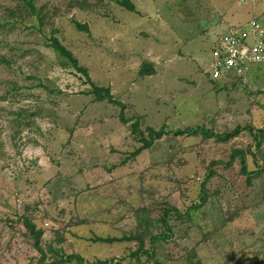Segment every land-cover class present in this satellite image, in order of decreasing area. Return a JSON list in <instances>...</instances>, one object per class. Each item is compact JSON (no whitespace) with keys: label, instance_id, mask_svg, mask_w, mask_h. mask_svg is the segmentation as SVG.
<instances>
[{"label":"rangeland","instance_id":"rangeland-1","mask_svg":"<svg viewBox=\"0 0 264 264\" xmlns=\"http://www.w3.org/2000/svg\"><path fill=\"white\" fill-rule=\"evenodd\" d=\"M27 1L34 10L0 0V264H42L20 216L61 264H264V141L248 131L264 129V80L248 79L264 65L245 80L206 74L229 26L264 23V0H128L133 12L122 0ZM147 128L165 134L134 156ZM247 148L257 176L227 164ZM167 208L170 238L153 258L130 257L163 233Z\"/></svg>","mask_w":264,"mask_h":264},{"label":"trees","instance_id":"trees-1","mask_svg":"<svg viewBox=\"0 0 264 264\" xmlns=\"http://www.w3.org/2000/svg\"><path fill=\"white\" fill-rule=\"evenodd\" d=\"M23 2L31 9V10H34L33 9V5H32V2L31 1H27V0H23ZM118 4H120L121 6L125 7L128 11H131L133 12L134 11V7L132 5V3L128 0H122V1H118ZM52 47L57 51L59 52L60 54L64 55L65 57L71 59V62L77 66V62L76 60H74L70 54V52H68L62 45H60V43L54 39L52 40V43H51ZM82 74H84V76L88 77L87 75V72L85 69L83 68H77ZM152 67L150 64H145L143 66V68L141 69V75H151L152 74ZM94 92L96 93V96H97V99L99 100H107L109 103H112V104H115V105H118L120 106L121 109L124 108V106L118 102V101H115L111 94L109 93V89L107 88H102V87H95L94 88ZM122 121L125 122V119L122 118ZM131 132L133 134H135L138 130V124L136 122L132 123L131 124ZM241 131L240 128H236L234 131H232L231 133H228V134H225L223 136H218L219 139L221 140H227V139H230L232 137H234L237 133H239ZM250 132V134L253 136V139H254V145L256 146H260V144L264 141V129H257V130H252V129H249L248 130ZM185 133H191L189 130H179V131H176L175 134L176 135H183ZM165 134V131L163 128L159 129V130H155L153 128H147L146 129V137L144 135L143 132H138V136H140L139 140L140 142L142 143V145L134 152V156L135 155H138L141 151L149 148L152 143L157 140V139H160L163 135ZM250 150L247 148L246 150H242V149H239V150H234L231 155H230V160L229 162L227 163L228 165H231V163L233 161H235V159L239 158L240 159V164H241V171L243 174H246V175H251V176H257L260 174V172L258 170L256 171H253L252 173H248L247 172V164H246V160H245V157L247 154H250ZM215 164L214 162L211 164L213 165ZM212 176V173L210 172V170L208 171L206 177H205V181L209 180ZM201 201H205L206 199V194H205V188H204V185L202 186V189H201V197H200ZM196 207H199L197 205L195 206H192L191 208H188L187 211L185 212V214L181 215L178 210H174L175 213L178 215V217L180 218H184L186 216L189 215V212L196 208ZM172 209L170 208H167L165 210H163V214H162V218L160 219V221L162 222V225H164V227L166 226L167 222H166V219L168 217V214L169 212L171 211ZM20 220L24 226V228L26 229L27 231V234L29 236V238L32 240L33 242V247L40 253V262L42 264H61L63 263V261H65V256L63 257L62 254H56V256L50 260V261H47L46 260V254L45 252L42 250L41 248V236H42V231L40 229H38L36 227V225L33 223V221L26 217V216H20ZM171 234L169 232V230L166 229V227L164 228V231L163 233L157 235V236H153L151 239H150V243H149V248L146 250V249H143V246L141 245L142 244V241L140 243V246L139 248L133 252L130 257H136V256H139V255H145L147 257H154V250H155V243L159 240H167V238H170ZM125 239V238H123ZM96 240L98 242H105V243H111V242H115V241H122L121 239H116V238H96ZM79 264H82L81 261H79ZM92 264H109L108 262L106 261H96L95 263H92Z\"/></svg>","mask_w":264,"mask_h":264},{"label":"built area","instance_id":"built-area-1","mask_svg":"<svg viewBox=\"0 0 264 264\" xmlns=\"http://www.w3.org/2000/svg\"><path fill=\"white\" fill-rule=\"evenodd\" d=\"M212 57L209 79L245 80L251 66L264 65V23L252 19L243 26H229L214 44Z\"/></svg>","mask_w":264,"mask_h":264},{"label":"crops","instance_id":"crops-1","mask_svg":"<svg viewBox=\"0 0 264 264\" xmlns=\"http://www.w3.org/2000/svg\"><path fill=\"white\" fill-rule=\"evenodd\" d=\"M258 78V80H264V70L263 71H258V72H255V73H252L250 74V76L248 77V79L250 78Z\"/></svg>","mask_w":264,"mask_h":264}]
</instances>
